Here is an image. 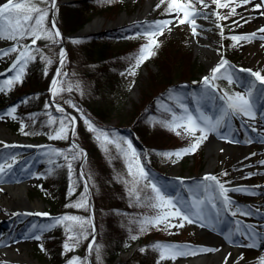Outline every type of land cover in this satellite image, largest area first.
<instances>
[{
  "label": "rangeland",
  "instance_id": "374dc122",
  "mask_svg": "<svg viewBox=\"0 0 264 264\" xmlns=\"http://www.w3.org/2000/svg\"><path fill=\"white\" fill-rule=\"evenodd\" d=\"M56 6L54 9H56L57 5L59 3H72L74 0H56ZM254 1V0H253ZM6 0H0V4L5 3ZM209 4V8L200 9L199 5H196L198 9H200L206 16L204 17H197L196 18V24H197V32L198 35H193L191 31V26L188 24H179L178 20L176 19L175 12L168 13L165 11L167 8L168 0H164L163 3L160 2V0H90L88 1L89 4L96 7V11H94L91 15V22L95 20H100V26L98 29H96L93 32H88L83 34V36H89V35H100L101 33H105L109 30L120 28V27H137L136 29L142 28L148 24H151L153 21L156 20H172L173 24L169 25L170 31L168 29H165L163 35H160L157 37L158 47L154 48V55L149 58L147 61H145L137 70L136 75L131 76L128 74V69L131 65L134 64V57L137 55L139 48L147 43V40L143 36L135 37L136 31L128 32L126 35L122 36V38L115 39L116 41L112 42V46L116 51H122L125 52V56L123 57V63L125 64V70H123L122 66H119L117 68H113L109 70V73H114V76H110L108 80L106 81L109 85V88L107 91L99 96V99L104 102V104L111 105L114 108V112H116L113 116H116L117 118H121L122 115H116L119 112H122V114L126 115L128 113V110L130 107L134 105V103H138L142 98L143 94L148 92L147 89L149 88V82H148V76L150 72L152 74L156 73L160 70H166V65H170L171 69L179 72L180 75H185V73H189V67H191V70L193 69L196 73V77L199 79V75L202 76H211V69L215 67L221 57L224 59H227L229 61V64L232 66L231 70L233 71L235 75V83H229L226 79H218L214 80V83L221 89L223 93L227 92L230 95L240 92L245 93L247 91V85L249 81H253L251 76L249 74H242L239 73L240 71L236 69V67H243L251 69L252 71H259L261 75H264V39H260L261 36H264V33H256V38L252 40L254 43V46L252 47L253 54L258 52L257 59L251 63V57L247 52L248 47L243 45V41H241L239 44H237L235 47H233V41L229 38L231 35H240L242 33H252L256 29L260 28L261 26H264V15L261 13H264V9H260L261 12L259 14H253V6L252 5H245L243 7H237L236 13L237 15L229 17L226 20H220L217 21L216 17L211 14L209 9H214L215 11L219 12L221 15H227L229 9L223 8V9H216L215 5L211 3V0H207ZM257 2V1H256ZM31 3H34L38 7H49V4L43 3L42 0H31ZM157 4L160 6L157 7ZM123 6V8H122ZM121 7V10H120ZM56 12L54 11V18L55 22L60 29H64L63 24V17L62 19L56 18ZM244 17L248 21V23H243L240 21V17ZM123 17V18H122ZM251 17L253 18H261L262 22H257L254 25L249 24ZM118 18H122V21L118 25H113ZM142 19L138 23L139 19ZM233 20H236L240 23V26H236L232 23ZM144 21V22H143ZM111 23V24H110ZM110 24V25H109ZM217 24H219L223 28V36L221 35L220 29L217 27ZM46 27L51 29L50 26V14L48 15V18L45 21ZM251 25V26H250ZM140 31V30H139ZM62 32V31H61ZM126 37H135L132 39H128ZM1 40H4L1 41ZM29 39H25L21 41V43L24 44L25 41H29ZM65 40V50H66V59L61 67L60 65V73L61 75L58 77L60 80V77L64 73L66 75L63 76L64 79V86L63 88H67L69 84L72 85V91L69 92L67 90L60 92L56 95V98L59 100V103L64 105V107L72 112L77 117L76 127L81 126L83 127L85 134L89 138V141L93 146H95L103 156H115L117 166L120 169L121 174V184L124 185L126 191L128 192V188L131 187V184L129 183L126 185L124 183V180H131V177L127 175V168L125 165L124 160L122 157L119 156L117 153V150L114 145H107V148L109 151L106 153L102 150L101 142L97 141L95 139V134L87 131V128L84 124L83 119L80 118V112L75 111L72 107H70L69 103L67 101L72 100L73 91L75 89L80 90L79 94L83 87L88 86L92 81L89 80L86 71L90 69L89 62H85V58H83V52L82 49H75L73 45L70 44L69 46V39ZM38 44L35 45V48H39L41 50L40 53H36V55L40 59V54L42 53L44 56L50 58L53 63L51 65H47V75H45L44 71V82L43 86L44 89L48 88L49 82L51 79V73L57 63V59L59 57V51H60V45L59 40L57 43L53 44L52 42L48 40L41 39L37 41ZM245 42V41H244ZM15 42L6 40L3 38H0V50H6L10 48ZM168 47V48H167ZM70 48V49H69ZM163 48H167L166 50H169V53L166 54L163 52ZM177 48V49H176ZM197 48H199L197 50ZM68 49L71 53V58L73 60V64L66 62L68 57ZM85 53V52H84ZM183 54H186L190 56V61L193 59L194 64L190 66L189 64L192 62L187 63V57H183ZM16 53H11L8 56H4L0 58V81L7 79L9 76L14 75V72L8 71L6 66V62L12 61L15 59ZM162 55V57H161ZM132 57L133 59H130ZM41 60V59H40ZM158 63H157V61ZM42 61V60H41ZM161 62V63H160ZM42 63H44L42 61ZM165 63V65H162ZM70 65V66H69ZM46 67L44 63V68ZM119 68V69H118ZM159 68V70H158ZM65 69V70H64ZM45 70V69H44ZM176 72V73H177ZM121 73H124V75H121ZM85 81V84L83 82ZM179 81H174L173 84H177ZM191 83H195L194 81ZM84 84V86H83ZM93 84V82L91 83ZM19 87L18 90L19 93H13L11 91H5L0 92V100L3 97L5 93L11 94L8 98V101L5 104H0V116H3L4 119L0 120L2 124L4 125L6 132L8 135L0 140L1 142H10L13 140H19L23 137L19 135V128H20V118L18 116V111H16L15 116L17 119H12L10 116L7 115L8 111L15 107L17 109L18 105L23 101L22 94L20 93L25 90L26 85L23 83H17ZM14 87V86H13ZM62 87V85H61ZM264 89V85H260L259 82H257V91L254 92L252 97V103L255 108V112L261 110L262 113H264V106L261 107L259 110L256 109V105L258 104V95L260 94V90ZM162 91V90H161ZM160 91V92H161ZM179 94L180 97L183 96L184 91L180 90H173L170 92L169 99L166 101L160 102V105L163 106V109L165 111L166 108H171L174 112H176L177 115L182 114V109L178 106L171 105L173 102H176V95ZM11 97V98H10ZM71 98V100H70ZM183 98V97H182ZM185 99L183 98V103ZM73 104L79 108L84 116L87 118L86 114L84 113L81 105L75 101H71ZM222 107V105H215L214 107L211 106L210 112L204 113L207 116L215 117L219 114V110ZM54 114H58V118L56 119V125L59 127L60 119L62 118V114L60 112H57L54 107ZM143 112L144 110L141 109ZM181 111V113H180ZM53 112V111H52ZM257 114V113H256ZM167 115H170V117H167ZM199 115V114H198ZM197 115V116H198ZM112 118L110 122H108L106 125L111 127L110 130L111 133H116L119 136L126 137L130 139L133 142L134 147L136 148L137 152L139 153V148L142 149L141 142L136 138V136L133 133V126L130 123H121L119 124V119ZM162 119H171V114L165 111V114L162 115V113H159L157 116L152 114H148L141 118V131H137L138 135L143 137V141L146 144H151L154 141H158L163 134L162 132H165L168 134V140L167 147L161 151L158 152H168V151H176L180 148L187 147L194 141V137L190 134H188L184 129H178L177 131L180 132V135L178 136L175 132L167 130L165 127H163L160 123H156V121L162 120ZM248 118H240L236 117L231 119L230 126H226L225 128L221 129V134L223 135H229V139L232 141L231 143L226 140V142H219L217 145V155H216V163L211 169L214 176H217L219 180L227 181L226 184L230 188L233 187H243L247 188L249 192H254L255 194H248L246 192H234V194L231 195V200L233 201L232 209L235 210L236 207L241 208L242 210L248 211L251 210L253 213L250 216H241L237 215L239 218L243 219L244 222H240L241 228H243L245 225H249V221L253 220L254 214L257 212L256 208L248 203L247 197L248 196H255L258 195V187L256 188L254 185L250 183L251 178L254 177V174L249 176L248 174V168L244 166V163L241 160H236L233 155H231L229 158L223 157V152L225 150H233L236 148H240L242 146H245L247 148L251 147L254 144V137L251 129L258 128L256 126L255 120H253V124L250 126H246L245 120ZM139 121V120H138ZM256 128V132H258V129ZM101 129V128H99ZM103 130V129H102ZM105 131V130H104ZM130 134V135H129ZM143 134V135H142ZM54 135V132L53 134ZM196 135H199V133H196ZM131 136V137H130ZM69 137V135H68ZM217 137L216 134H212L209 136L207 140H205L203 143H201L200 147L196 150L194 154H189L184 156L182 159L179 160L178 163H172V160H175V157H172L171 160L168 158L161 157L159 155H156V162H157V170L159 173L164 177H173V176H180L184 180H188L191 183H198L201 182L202 179L199 178V175L201 172L208 170L207 163H208V156L206 154V147L209 142V140H215ZM25 138V137H24ZM26 139H29L31 141H34L35 143H47V142H56L60 146H66L68 144V138L67 139H49V136L47 138L39 135H32L31 137H28ZM154 140V141H153ZM225 140V139H224ZM251 140V143H246L245 141ZM139 148H138V147ZM126 147V146H125ZM40 149V148H38ZM37 149V150H38ZM36 150V151H37ZM35 151V152H36ZM157 152V153H158ZM7 159V157H4L3 155H0V163H3ZM147 169V168H146ZM13 170V171H12ZM15 168H12L10 171L11 177L13 175H20V172L15 173ZM17 171V170H16ZM149 172V170L147 169ZM226 172V176H221V172ZM150 174V173H149ZM6 180L5 177H3L0 182H4ZM86 181L88 182L89 187L91 188V184L94 188H96V182L93 177H91L92 183L86 178ZM38 179H34L33 183L29 186L28 192H27V200L28 204L23 206H13V207H2L0 211V249H2L3 245H8V247L13 249H18L20 254H23L24 252H27V255L29 257L28 262L29 264H45L42 261H38L34 254L37 249L40 247L39 240L24 237V234L17 233L20 232V229L23 227L22 224L17 221L18 216L14 217L13 219L6 220L3 223V218L7 217L12 210L19 209V208H31L34 210H44L48 209L47 204L44 201V198L41 194H38L35 190L38 187ZM143 191L141 192L142 197L150 194V189L143 188V185L139 186ZM233 192V191H232ZM170 194V193H169ZM170 195L176 197L178 200L185 201L188 199L189 195H184L181 192L177 193H171ZM203 195V193H201ZM218 198L215 200V203L217 205L216 209H213L211 204L205 205V214L208 217V220L205 221V226H201V222L197 221L195 224H185L183 228H173L170 231L167 229H163L161 227V230H157L156 228H151L150 230L155 233V236L159 238V241L156 243H162V244H179V245H188L190 246V252H193L195 254H189L186 256L178 257L175 260L167 259V260H160V255L157 259V262L155 264H179L180 261L186 260L189 261L190 258H193L198 252H202L201 249L205 248V242L207 238L209 237L210 231H207V228L209 227V230H213L211 224L215 223V231H218L220 233H223L224 236L231 231L230 230V220L226 216V211H223L218 205ZM39 202V206H35L32 203L33 202ZM220 210V217L219 220L216 219V211ZM157 210H154L150 207H148V210L145 209L144 213L145 216L155 215ZM103 212V211H101ZM261 216V219L264 220V210H262V213H260L259 217ZM95 221V229L96 228V220ZM116 222V221H115ZM175 222V221H174ZM105 223L108 227L106 219L103 218L101 221V227L106 232L105 229ZM3 224L7 226V228L4 230ZM30 228V226H27V230ZM91 228V227H90ZM206 229V230H205ZM95 230V237H96V231ZM29 231V230H28ZM7 232L6 234H4ZM21 234V235H20ZM19 237V238H18ZM90 237V234H89ZM89 239V238H88ZM87 239V240H88ZM244 239V237H243ZM86 240V242H87ZM106 235L103 239H101V243L105 242ZM187 241L190 242L189 244H184L182 242ZM235 241V240H233ZM245 243H249L248 240L244 239ZM100 258L97 259V255L95 257L94 264H108L106 260L105 255V248H100ZM211 249V248H209ZM249 251H242V255L248 254ZM256 255H253V257L256 258ZM120 261L124 263L128 261L129 257H123L120 256ZM13 264H23L24 260H10ZM135 262V260H132V264ZM123 263V264H124ZM0 264H10L3 260V258H0ZM113 264V263H112ZM237 264V263H233Z\"/></svg>",
  "mask_w": 264,
  "mask_h": 264
},
{
  "label": "snow or ice",
  "instance_id": "6c2138e0",
  "mask_svg": "<svg viewBox=\"0 0 264 264\" xmlns=\"http://www.w3.org/2000/svg\"><path fill=\"white\" fill-rule=\"evenodd\" d=\"M43 3L49 4V7H38L34 3H31V0H6L5 3L0 4V38L14 41L15 43L6 50H0V58L8 56L11 53H16L15 59L12 61L8 71L14 72V75L9 76L7 79L0 81V92L11 91L13 86L17 83H23L25 70L28 64L35 60L36 53H40L39 48L34 46L37 44V41L44 39L52 42L53 44L57 43L61 37V33L56 29L55 23L53 22L52 28L49 29L45 25V21L48 18L49 12L55 8V0H42ZM161 3L164 0H160ZM211 3L215 5L216 9L228 8L229 11L227 15H221L219 12L214 9H209L211 14L216 17L217 21L226 20L229 17L237 15L236 8L243 7L245 5H252L254 9H264V0H257L253 3V0H211ZM200 6V9L209 8L207 0H168L166 12L172 13L175 12L176 19L179 24H188L191 26V31L193 35H198L196 18L204 17L205 14L196 7ZM160 5L157 4V7ZM264 15V13H261ZM240 21L243 23H248L244 17H240ZM232 23L236 26H240V23L236 20H233ZM172 20H156L151 24H148L142 28L141 31L135 33V37L143 36L147 43L143 44L137 55L134 57V64L131 65L128 69V74L131 76L136 75V70L149 58H151L155 53L154 48L158 47L157 37L163 35L165 29L171 30L169 25H172ZM217 27L220 29L221 35L223 36V28L217 24ZM264 33V26L256 29L252 33L240 34V35H231L229 38L234 42L233 47L239 44L241 41L251 42L256 38V33ZM135 37H126L132 39ZM31 39V44H23L21 41L25 39ZM260 39H264V36H261ZM73 43H79V41H72ZM40 59L45 63V75H47V65H51L53 61L40 54ZM66 59V52L63 48H60L59 51V64L63 66ZM130 59H133L130 57ZM232 66L229 64L227 59L221 57L219 63L211 69V76H204L202 78L203 90L201 96L198 99H215L213 93L216 90L215 84L212 83L214 80L226 79L229 83H235V75L231 70ZM241 72H249L252 77L255 79L249 81L247 85V91L245 93H234L229 94L225 92L223 96L219 97L223 101V105L219 110V114L215 117L207 116L203 112L200 114L194 115L188 107L183 103V98L176 95V104L179 108L182 109V114L177 115L171 108H166L165 111L171 114V119H162L156 121L160 123L167 130L175 132L178 136L180 132L178 129H184L188 134L194 137V141L190 143L189 146L180 148L176 151L168 152H158L156 155H159L164 158L171 160L172 157H175V160H172V163H178L180 159L189 154H194L196 150L200 147L201 143L209 138L210 135L216 134L220 138L228 140L229 135L221 136V129L226 126H230V121L233 118H249L251 120H256V112L254 105L252 103V97L254 92L257 91V82L260 85H264V75H261L259 71H251L250 69H240ZM61 75L60 69H57L56 76L53 77L49 86V92L53 97L59 94L62 91H72V85L69 84L65 89L61 87L62 81L58 79ZM66 75V74H64ZM124 75V73H121ZM173 90H170L172 92ZM264 93V89L260 90ZM70 107L75 111L80 112V118L83 119L84 124L87 128V131L95 134V139L101 142L102 150L106 153L109 151L107 145H114L117 153L125 162L127 168V175L131 177V180H124V183L128 185L131 184V187L128 188L129 196L135 199V202L139 206L150 207L156 211L155 215L144 216L139 223V231L145 232L148 228H156L157 230L163 229L171 230L173 228H183L185 224H195L197 221L201 222V226H205V221L208 220V217L205 214V205L211 204L213 209L217 208L215 200L219 198L223 204V211L230 213L233 217L238 214L241 216H250L253 213L251 210L245 211L239 207H236L235 210L232 209L233 201L227 195L229 191L233 192H246L248 194H255L254 192H249L247 188L243 187H226L227 181H221L216 176L205 174L202 177V181L195 183L192 187L188 189L190 193L189 197L185 201L178 200L176 197L170 195L164 188L163 185H160L156 182L155 178L150 177L149 172L147 171L143 159H146L147 154L138 153L136 148L133 145V142L123 136H119L116 133H109L102 129L97 128L93 122L86 118L83 112L77 108L75 104L71 101H67ZM49 105L46 102L45 108H48ZM57 112L64 113V109L60 105H55ZM17 109L15 107L11 108L7 115L12 119H17L15 116ZM32 118V117H30ZM4 119L3 116H0V120ZM54 118L49 114L47 123L52 125L54 123ZM76 122L77 118L65 114L60 119L59 127L54 129V135H49V139H67L69 132L73 137L76 136ZM33 123L35 120L33 119ZM27 125L21 121L20 122V132L24 135H29L31 133L26 132L25 128ZM256 131V128L252 129ZM199 133V135H196ZM246 143H251V140L245 141ZM261 142H264L262 139ZM126 146V147H125ZM7 147V145H5ZM64 155V158L69 161V178L71 180L72 167L71 162L80 157H86V153L79 149V147L73 143L70 146L68 154H65L62 150L49 149L45 155L49 156V162L51 163L52 155ZM69 156L71 159H69ZM17 163L16 157L11 156L5 159L3 163H0V180L3 179V176L10 171L13 166ZM260 164L264 165V160L259 161ZM49 173L53 170L50 168ZM221 176H226V172H221ZM249 176L253 175L251 172ZM81 177L83 178V172H81ZM88 179H91V175L88 176ZM180 184L184 183L183 178H177ZM143 185V188L150 189V194H147L142 197L141 189L139 186ZM259 187V185L255 186ZM74 185L70 183L69 186V195L74 192ZM203 193V195H201ZM88 199V187L85 184V190L81 193V196L77 201L66 207L73 208H84L87 209ZM131 206V205H130ZM12 215H17L12 213ZM37 216H48L46 212H36ZM220 210L216 211V219L219 220ZM175 221V222H174ZM63 224L65 232L67 234V239L63 244V249L65 252L74 251L77 246H79L82 240H87L89 238V227L92 228L94 233V225L92 224L91 218H84L75 215H64L55 219L54 223L48 226H40L41 234L43 231L50 230L51 227L56 225ZM213 230H215L216 224H211ZM37 226L33 225L32 228L35 229ZM260 231L256 230L252 225H245L243 228L240 226V222L237 221V226L235 231H229L225 235V239L229 243H234L233 236L238 234L244 239L248 240L246 247L255 248L258 242H264V225H260ZM33 239L40 240L41 235H34ZM132 240L138 239L137 235L131 236ZM95 245V236H92V241L88 245L89 252H91ZM154 250L159 252L160 260H175L178 257L186 256L189 254H195L190 252V246L188 245H179V244H162L156 243L153 245ZM41 250H43V245H41ZM95 252L97 259L100 258L101 249L99 246H95ZM141 252L145 249L141 248ZM201 251H213L212 249H201ZM239 259H243L240 257ZM227 260V257H225ZM261 264H264V257L260 258ZM67 264H83L79 257L73 256L67 261Z\"/></svg>",
  "mask_w": 264,
  "mask_h": 264
},
{
  "label": "trees",
  "instance_id": "16d2710c",
  "mask_svg": "<svg viewBox=\"0 0 264 264\" xmlns=\"http://www.w3.org/2000/svg\"><path fill=\"white\" fill-rule=\"evenodd\" d=\"M88 1L90 0H74L72 3H59L55 9L57 14L56 18L61 20L64 16L63 24L65 30L61 29V31L64 37L69 39V46L71 44L77 50H84L85 53L83 52V58H85V62L88 61L90 65V69L86 71V75L89 80H92L90 82H93V84L90 83L88 86L83 87L80 94V90L75 89L73 91L72 100L71 98L70 100L81 105L87 118L93 122L97 128L110 132L112 128L106 124L110 122L112 118L116 117L113 116L116 112H114V108L111 105L104 104V102L99 99V96L104 94L109 88L106 82L108 78L114 76V73H109V70L119 66H122L123 70L126 68L122 60L125 56V52L116 51L112 46V42L126 35L128 32L135 31L137 27L115 28L101 33L100 35L68 37L69 34L75 33L88 22L92 16L91 14L96 11V7L89 4ZM74 40L79 41V43H73L72 41ZM30 41L31 40L25 41L24 44H30ZM167 48H163V52L166 54L169 53V50H166ZM69 49L66 62L73 64ZM183 57H187L188 64L192 61L189 64L190 66L194 64L193 59L190 61L191 58L189 55L186 56V54H183ZM162 65H165V63ZM44 69V63H42L36 55L35 60L31 61L25 70L23 81L26 88L21 92L23 101L18 105L17 111L20 121H23L27 125L25 131L31 134L24 135L19 131V135L21 136L31 137L36 134L47 138L49 135L53 134L54 129L57 128L56 122L52 125L47 123L49 114L54 118V121L58 118V114H54V106L48 101L47 92L44 89L45 86H43ZM188 69L189 73H185V75H180L179 72L174 69L172 70L170 65H166V70L157 71L156 69V73L154 74L150 72L148 76V92L143 94V98L138 103L136 102L130 107L126 115L122 114V112L116 114L119 116L122 115L121 118L116 117V119H119V124L124 122L130 123L133 126V133L142 144V149L137 146L139 148V153L147 154L146 159H143L142 162L149 170L150 177L155 178L156 182L164 187L167 185L168 188H165V190H169L170 188L176 189L179 186L178 182L162 176L156 169V153L167 147L165 143H167L168 134L162 132L163 134L158 138L159 140L157 142L153 140L154 142L151 145L146 144L142 139L143 137L139 136L137 131L142 133L140 125L142 121L141 118L144 116L148 114H154L156 116L159 113H162V115L165 114L160 102L162 103L169 99L170 90L184 91V104L188 106V109L191 111H201L204 106H206L208 99H199V102L197 99L201 96L203 85L199 83L194 70H191V67ZM63 76L62 74L60 77L62 87L65 85L63 81L66 77L63 78ZM174 81L179 82L175 85L173 84ZM193 81L195 83H191ZM83 82L85 84L84 80ZM19 87L20 86L15 84L12 92L19 93ZM10 95L11 94L8 93L4 94L0 100V104H4L8 101ZM52 99L55 102H59L56 96H52ZM46 102L49 105L48 108H45ZM171 105L177 106L176 102H173ZM141 109L144 111L142 112ZM64 115L63 113L62 116ZM167 117H170V115H167ZM33 119L35 123H33ZM74 139L87 150V156L82 164L86 178L88 179V176L91 175L96 182V188L91 184V202L97 228L95 245L90 252L92 264H94V259L96 257V252L94 250L95 246H99L100 248L103 247V249L105 248L106 260L108 264H112L121 252L128 251L136 242L139 243V246L134 250L130 259L124 264H132L133 259L135 260L133 264H155L159 257V252L154 250L153 245L159 241V238L150 230L151 227L145 232H140L138 223V221L145 216L144 213H147L145 209L148 210V207L137 205L135 199L129 196V192H127L124 188L125 186L121 184V171L117 166L116 157L111 155L103 156L101 152L90 143L89 138L81 126L76 127V136ZM66 145L67 147L60 146L56 142H47L35 153L26 157L22 156L29 151L28 149L6 148L3 150L5 155H14L17 157L15 166L21 172L18 178L31 173L41 177L39 185L35 190L38 194L43 196L45 203L48 204L49 207L45 209V212L49 215L43 218L21 215L19 220L23 224L31 226L30 234L41 235L40 248L36 250L34 257L45 264H67V261L73 256L79 257L83 264H87L85 258L86 240H82L74 251H64L63 244L67 239V234L63 224L51 227L50 230L46 228L42 234L40 232V226L51 225L56 218L64 215H75L86 219L88 218V207L87 209L66 207V205H70L77 201L81 193L85 190L84 183L77 171V166L81 157L71 162L72 174L70 180L68 168L69 161L64 158V155L57 156L53 154L51 156V163L49 162V156L45 155L49 149L62 150L65 154H68L71 145ZM69 159H71L70 156ZM43 163H47V165L43 169L37 170V167ZM50 168L53 170L51 173L48 171ZM89 181L92 183L91 179ZM70 183L74 185L75 189L71 195H69ZM186 184H188V182H186ZM103 218L106 219L108 224L107 227L105 223L106 232L101 227ZM33 225L37 227L33 229ZM90 233L91 228L89 227V234ZM105 235L106 240L101 243V239H103ZM132 235H137L138 239L132 240ZM41 245H43V250H41ZM141 248L145 249V251L141 252Z\"/></svg>",
  "mask_w": 264,
  "mask_h": 264
},
{
  "label": "bare ground",
  "instance_id": "6f19581e",
  "mask_svg": "<svg viewBox=\"0 0 264 264\" xmlns=\"http://www.w3.org/2000/svg\"><path fill=\"white\" fill-rule=\"evenodd\" d=\"M257 0H254L253 3H255ZM253 14H259L261 10H256L253 8ZM123 18V17H122ZM122 18H119L118 22L120 23L122 21ZM263 17L261 18H252L250 20L251 25H254L257 22H262ZM101 21L95 20L90 25H88L87 29L91 32L100 26ZM247 24V23H246ZM250 25V26H251ZM246 47H248L247 52L251 57V63L254 62L257 59L258 52L253 54L252 47L254 46V43L243 41L242 43ZM199 48H197L198 50ZM258 104L256 105V109L260 108V105H264V93L260 92L258 95ZM259 110V109H258ZM256 117L258 120V111H256ZM263 117V118H262ZM263 119V123L261 122ZM255 120V121H256ZM260 122L264 126V115L261 112L260 113ZM254 122L251 119L245 120V123L252 124ZM259 122V120H258ZM8 133L6 132V129L2 122H0V140L4 137H6ZM263 137L255 138L254 144L247 148L245 146H242L240 148H236L233 150H225L223 152L224 158H229L231 155L235 157L236 160H241L244 163V166L248 168V172H251L254 174V177L251 178L250 183L254 186L259 185L258 189V195L255 196H248L247 201L249 204L254 206L257 210V212L254 214L253 220H251V223L256 225L260 229V225H264V221L261 219V216L259 217L260 213H262V210H264V165L260 164L259 161L264 160V142H261ZM206 154L209 158L207 167L208 169H212L213 166L216 163V155H217V144L209 140L207 147H206ZM33 183V179L29 178L25 182L12 184L10 182H6L5 186L0 189V211L2 207H13V206H23L27 204V192L29 186ZM35 206H39V202L35 201L32 203ZM206 246L204 249L211 248L213 251H202L195 255L193 259H190L187 261H180L179 264H261V257H264V243L258 247L256 253L251 252L248 254L242 255V250L238 248H232L227 245V241L223 234H218L216 236H209L205 242ZM253 254H257L256 258L253 257ZM225 257H227V260H225ZM242 257L243 259H239ZM0 258H3V260H24L28 261L29 257L27 255V252H24L23 254H20L18 249H0Z\"/></svg>",
  "mask_w": 264,
  "mask_h": 264
},
{
  "label": "water",
  "instance_id": "95a60500",
  "mask_svg": "<svg viewBox=\"0 0 264 264\" xmlns=\"http://www.w3.org/2000/svg\"><path fill=\"white\" fill-rule=\"evenodd\" d=\"M55 3H56V0H55ZM53 10H54V9H52V10L50 11L51 24H53V22L55 23V21H54V17H53ZM118 20H119V18H118ZM118 20H117L113 25H118V24H120V23L118 22ZM90 23H91V22L86 23V24H85L81 29H79L74 35H83V34H85V33L90 32V31L87 29V27H88V25H90ZM110 24H111V23H110ZM110 24H109V25H110ZM55 26H56V29L59 30V28L57 27L56 23H55ZM59 32H60V30H59ZM60 33H61V32H60ZM60 48H63V49H64V40H63V36H62V34H61V37H60ZM59 66H60V64H59V57H58V62H57L56 66H55V68H54V70H53V72H52V74H51L50 83H51V80L53 79V77L56 76V72H57V69L59 68ZM50 83H49V86H50ZM48 92H49V91H48ZM49 98H50V92H49ZM58 105H59V104H58ZM61 107H62V106H61ZM66 113H67L68 115H70V116H74V117H76L72 112L66 111ZM76 118H77V117H76ZM69 140H70L71 143H75V144L77 145V143L74 142V140L72 139L71 132H70V134H69ZM79 147H80V146H79ZM80 149H82V150L86 153V150H85L83 147H80ZM81 172H83V171H82V169H81V163H80V164H79V173H80V175H81ZM83 179H84V174H83ZM85 184H87V183H85ZM87 187H88V185H87ZM88 196H90L89 188H88ZM27 204H28V202H27ZM90 217H91V219H92V221H93V215H92V211H91V210H90ZM93 235H94V233L92 234V236H93ZM92 236H91V238H90V240H89V242H88V244H87V251H86V256H87V259H88V263H89V264H90V260H89V255H88V245H89V243L92 241ZM135 247H136V246L132 247L131 250H130L128 253L124 254L123 256H128V255H130V254L132 253V251L134 250Z\"/></svg>",
  "mask_w": 264,
  "mask_h": 264
}]
</instances>
